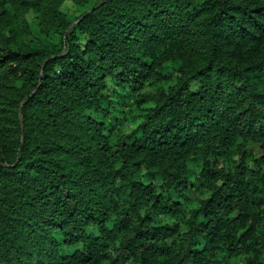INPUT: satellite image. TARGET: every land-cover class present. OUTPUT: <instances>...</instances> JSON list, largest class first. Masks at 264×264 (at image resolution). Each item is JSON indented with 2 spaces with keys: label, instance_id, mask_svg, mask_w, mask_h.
<instances>
[{
  "label": "trees",
  "instance_id": "1",
  "mask_svg": "<svg viewBox=\"0 0 264 264\" xmlns=\"http://www.w3.org/2000/svg\"><path fill=\"white\" fill-rule=\"evenodd\" d=\"M73 1L0 0V264H264V0Z\"/></svg>",
  "mask_w": 264,
  "mask_h": 264
},
{
  "label": "rangeland",
  "instance_id": "2",
  "mask_svg": "<svg viewBox=\"0 0 264 264\" xmlns=\"http://www.w3.org/2000/svg\"><path fill=\"white\" fill-rule=\"evenodd\" d=\"M91 4V1L88 3V5ZM61 9L65 12L70 13L71 15L78 14L80 12L79 7L76 5V3L73 0H63V2L60 5ZM27 17L29 19V22L32 26H36L37 23V18L35 13L32 11H28ZM35 28V27H34ZM5 32L10 31V27H6ZM83 36V35H82ZM81 38L83 39V37ZM194 84V83H193ZM109 88H111L109 86ZM241 146H245L246 153H245V161L248 165L251 164V157H252V150L256 151V143H254L250 139L242 138L241 136H237L234 143L229 146L228 151L224 154L223 158H226L227 160L230 161H236L237 159L240 158L241 152L240 148ZM232 261L234 264H241L244 260V255L243 254H237L231 257Z\"/></svg>",
  "mask_w": 264,
  "mask_h": 264
}]
</instances>
